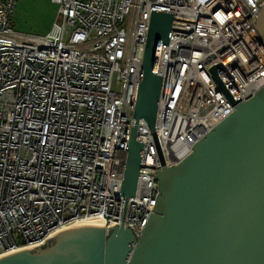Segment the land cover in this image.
<instances>
[{"label":"built area","instance_id":"obj_1","mask_svg":"<svg viewBox=\"0 0 264 264\" xmlns=\"http://www.w3.org/2000/svg\"><path fill=\"white\" fill-rule=\"evenodd\" d=\"M0 0V256L44 243L88 218L132 227L151 215L163 166L264 88V0H51L45 35L10 24ZM172 14L153 72L162 79L155 129L143 144L133 198L122 183L150 22ZM254 24V25H253Z\"/></svg>","mask_w":264,"mask_h":264},{"label":"water","instance_id":"obj_2","mask_svg":"<svg viewBox=\"0 0 264 264\" xmlns=\"http://www.w3.org/2000/svg\"><path fill=\"white\" fill-rule=\"evenodd\" d=\"M257 18L253 25L264 40V4ZM173 20L168 13L151 18L121 189L126 198L135 196L141 167L138 122L155 129L162 85L153 72L155 54L168 42ZM232 101L234 113L190 155L148 173L159 195L139 238L132 227L80 222L0 256V264H264V88L247 102ZM53 239L54 247L41 249Z\"/></svg>","mask_w":264,"mask_h":264},{"label":"rangeland","instance_id":"obj_3","mask_svg":"<svg viewBox=\"0 0 264 264\" xmlns=\"http://www.w3.org/2000/svg\"><path fill=\"white\" fill-rule=\"evenodd\" d=\"M56 13L57 6L51 0H19L10 24L21 33L45 35L51 30Z\"/></svg>","mask_w":264,"mask_h":264},{"label":"trees","instance_id":"obj_4","mask_svg":"<svg viewBox=\"0 0 264 264\" xmlns=\"http://www.w3.org/2000/svg\"><path fill=\"white\" fill-rule=\"evenodd\" d=\"M109 235L107 236V239H108ZM57 242H58L57 239H53L46 246L42 247L41 249L42 250H47L49 248H52V247H54L57 244Z\"/></svg>","mask_w":264,"mask_h":264},{"label":"bare ground","instance_id":"obj_5","mask_svg":"<svg viewBox=\"0 0 264 264\" xmlns=\"http://www.w3.org/2000/svg\"><path fill=\"white\" fill-rule=\"evenodd\" d=\"M97 220H100L101 222H103V220L100 218V217H94V218H88V219H83L81 221H78L77 223H80V222H90V221H97ZM104 223V222H103ZM76 224V223H75Z\"/></svg>","mask_w":264,"mask_h":264},{"label":"flooded vegetation","instance_id":"obj_6","mask_svg":"<svg viewBox=\"0 0 264 264\" xmlns=\"http://www.w3.org/2000/svg\"><path fill=\"white\" fill-rule=\"evenodd\" d=\"M257 25H259V19H258Z\"/></svg>","mask_w":264,"mask_h":264}]
</instances>
